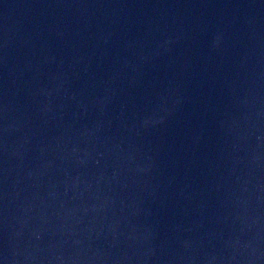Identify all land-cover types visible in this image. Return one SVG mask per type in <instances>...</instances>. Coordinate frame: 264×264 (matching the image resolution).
<instances>
[{
  "label": "water",
  "instance_id": "obj_1",
  "mask_svg": "<svg viewBox=\"0 0 264 264\" xmlns=\"http://www.w3.org/2000/svg\"><path fill=\"white\" fill-rule=\"evenodd\" d=\"M0 260L264 264V0H0Z\"/></svg>",
  "mask_w": 264,
  "mask_h": 264
},
{
  "label": "clouds",
  "instance_id": "obj_2",
  "mask_svg": "<svg viewBox=\"0 0 264 264\" xmlns=\"http://www.w3.org/2000/svg\"><path fill=\"white\" fill-rule=\"evenodd\" d=\"M219 40H220V37H217L216 38V43H219ZM0 264H4V261L3 260H0Z\"/></svg>",
  "mask_w": 264,
  "mask_h": 264
}]
</instances>
